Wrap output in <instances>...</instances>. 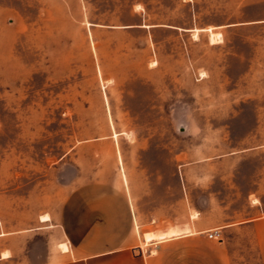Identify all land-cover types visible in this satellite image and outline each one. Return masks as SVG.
Returning a JSON list of instances; mask_svg holds the SVG:
<instances>
[{
    "label": "rangeland",
    "instance_id": "obj_1",
    "mask_svg": "<svg viewBox=\"0 0 264 264\" xmlns=\"http://www.w3.org/2000/svg\"><path fill=\"white\" fill-rule=\"evenodd\" d=\"M129 196L153 221L264 208V0H0L5 227Z\"/></svg>",
    "mask_w": 264,
    "mask_h": 264
},
{
    "label": "crops",
    "instance_id": "obj_2",
    "mask_svg": "<svg viewBox=\"0 0 264 264\" xmlns=\"http://www.w3.org/2000/svg\"><path fill=\"white\" fill-rule=\"evenodd\" d=\"M103 200L85 205V212L82 209L81 216H74V225L68 219L66 204L54 220L50 212L45 213L50 215L49 220L42 219L44 213L28 215L26 220L38 224L14 229L6 228L0 217V264H264V208L258 201L249 202L246 212L230 215L219 209L220 217L214 221L207 214L216 213L215 207L199 210L194 206L175 214L173 207L170 216L153 221L150 211L141 210L142 199L129 196ZM19 212L16 202L14 214L19 216ZM103 219L110 224L106 228L99 224ZM136 220L149 228L137 234L132 225ZM119 221L124 222L122 227L116 226ZM186 224L190 227L184 233L145 237L146 232ZM215 230L220 235L210 237ZM209 238H217V259L212 258L211 248L204 246Z\"/></svg>",
    "mask_w": 264,
    "mask_h": 264
},
{
    "label": "bare ground",
    "instance_id": "obj_3",
    "mask_svg": "<svg viewBox=\"0 0 264 264\" xmlns=\"http://www.w3.org/2000/svg\"><path fill=\"white\" fill-rule=\"evenodd\" d=\"M220 34V33H219ZM218 34V35H219ZM211 38L212 39H216L217 38V33H215V32H212L211 33ZM217 40V39H216ZM218 41V40H217ZM42 219H44V220H49L50 219V215L49 214H45V215H43L42 216ZM65 246V245H64Z\"/></svg>",
    "mask_w": 264,
    "mask_h": 264
},
{
    "label": "built area",
    "instance_id": "obj_4",
    "mask_svg": "<svg viewBox=\"0 0 264 264\" xmlns=\"http://www.w3.org/2000/svg\"><path fill=\"white\" fill-rule=\"evenodd\" d=\"M218 235H219V232L217 231V230H215L214 232H211L210 233V237H218Z\"/></svg>",
    "mask_w": 264,
    "mask_h": 264
}]
</instances>
